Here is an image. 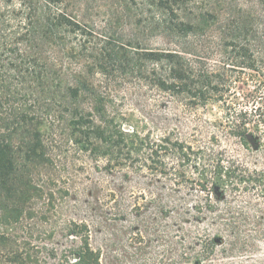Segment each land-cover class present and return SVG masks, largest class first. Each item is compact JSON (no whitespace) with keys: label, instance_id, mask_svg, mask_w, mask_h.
Masks as SVG:
<instances>
[{"label":"trees","instance_id":"obj_1","mask_svg":"<svg viewBox=\"0 0 264 264\" xmlns=\"http://www.w3.org/2000/svg\"><path fill=\"white\" fill-rule=\"evenodd\" d=\"M103 11L110 21L148 24L161 48L141 54L139 41L114 43L100 32ZM146 58L153 85L191 109L222 104L225 128L244 143L249 127H264V0H0V264L42 262L25 230L42 197L39 177L52 159L45 129L66 125L84 146H119L110 123L94 121L110 96L95 76H107L110 62ZM227 67L246 70L245 77ZM239 90L250 112L241 109ZM160 142L165 154L188 159L186 144ZM211 167L213 185L224 193L248 184L264 194V173L220 158ZM231 213L220 210L213 219L218 244L249 251L253 245ZM85 254L94 255L86 240L80 260Z\"/></svg>","mask_w":264,"mask_h":264},{"label":"rangeland","instance_id":"obj_2","mask_svg":"<svg viewBox=\"0 0 264 264\" xmlns=\"http://www.w3.org/2000/svg\"><path fill=\"white\" fill-rule=\"evenodd\" d=\"M98 25L113 42L139 41L141 54L161 48L148 24L110 21L103 11ZM214 63L223 66L204 60ZM151 68L147 58L114 61L107 76H95L110 96L94 121L110 123L119 146H84L66 125L45 129L52 159L39 177L42 197L25 230L28 242L41 248L40 264H264V194L248 184L240 193L231 187L224 193L213 185L211 167L220 158L264 173V127H249L244 143L225 128L222 104L188 108L149 81ZM232 69L245 77L246 70ZM236 94L250 112L242 91ZM88 104L87 97L80 103ZM165 138L186 144L188 159L165 154ZM226 209L253 245L249 251L218 244L213 219ZM85 240L94 255L80 260Z\"/></svg>","mask_w":264,"mask_h":264}]
</instances>
